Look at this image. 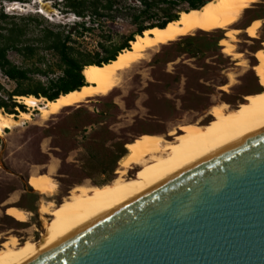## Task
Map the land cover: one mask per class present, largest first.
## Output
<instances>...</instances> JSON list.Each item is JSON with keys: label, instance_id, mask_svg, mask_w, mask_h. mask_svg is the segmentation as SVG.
<instances>
[{"label": "rangeland", "instance_id": "obj_1", "mask_svg": "<svg viewBox=\"0 0 264 264\" xmlns=\"http://www.w3.org/2000/svg\"><path fill=\"white\" fill-rule=\"evenodd\" d=\"M0 11L7 16L0 20V27L15 23L26 29L28 36L47 25L72 28L73 24L81 22L64 10L61 0H31L25 4L0 0ZM30 16L40 17L42 24L36 26L35 21L27 20ZM263 18L264 0H261L242 12L232 27L236 31L233 39L226 38L223 30L193 32V45L201 50L195 56L168 55L173 50L165 48L168 45L161 46L151 51L138 67L125 73L120 87L108 95L88 101L79 110L78 107L64 109L46 120H41L39 112L33 109L30 120L20 121L18 127L4 132L0 137V249L9 238H15L19 244L37 243L42 238L51 216L40 214L41 206L53 210L76 186H102L116 178L118 163L112 172L99 174L87 161V148L92 141L103 144L104 149L116 142L126 145L152 134L173 142L174 137H167L172 130L180 135L188 124L214 123L208 114L214 106L223 104L230 111H238L246 103V95L262 92L254 67L258 65L257 52L264 50V24L258 28L255 38L244 31L252 21ZM134 30L125 19L97 21L92 31L75 36L76 46L94 52L102 37L111 36L117 40ZM217 38L221 39L216 46L213 43ZM222 39L240 55L237 61L222 53L219 44ZM181 45L185 47L184 43ZM8 58L22 68L30 65L14 52H9ZM45 59L55 62L48 53ZM56 75H49L48 79ZM34 79L46 82L45 77L34 76ZM0 84L7 92L15 87L1 73ZM18 98L21 97H14L13 101L22 105ZM15 111L18 115L19 110ZM77 111L85 116L81 121L96 120L99 124H85L81 130L80 123L74 125L72 120ZM0 113L5 114L2 110ZM133 173L130 171L128 176ZM39 175H47L56 186L50 195H38L32 189L30 178ZM14 204L24 212V222L20 223L13 216ZM7 206H12L9 212L8 209L5 212Z\"/></svg>", "mask_w": 264, "mask_h": 264}, {"label": "bare ground", "instance_id": "obj_2", "mask_svg": "<svg viewBox=\"0 0 264 264\" xmlns=\"http://www.w3.org/2000/svg\"><path fill=\"white\" fill-rule=\"evenodd\" d=\"M260 1L213 0L200 10L180 14L175 22L163 29L145 31L142 36H136L130 48L122 51L115 61L100 67H85L82 72L85 86L82 88L61 95L53 102L32 96L18 98L17 101L27 108V112H19L18 115L0 113V137L6 130L18 127L20 121L30 120L33 109L39 112L41 120H46L64 109L108 95L120 87L124 74L138 67L151 51L181 37L196 31L209 33L223 30L226 38L233 39L236 31L232 27L242 12ZM261 24H264V18L254 20L244 33L255 38ZM219 44L223 54L236 61L239 59L240 55L226 40L222 39ZM256 59L258 65L254 67V72L262 92L247 95L246 103L238 111H230L223 104L214 106L208 112L214 123L204 126L188 124L180 135L172 130L167 137H174L173 142L157 134L128 142L125 145L127 153L118 162L116 178L111 183L102 186L78 185L53 210L49 206H41L40 214L51 216L42 238L37 243L26 241L23 244L9 238L0 249V264L29 262L112 209L264 130V50L257 52ZM130 171L134 173L128 176ZM30 185L38 195H50L56 187L47 175L31 176ZM12 209L13 216L20 223L24 222V212L16 207Z\"/></svg>", "mask_w": 264, "mask_h": 264}, {"label": "water", "instance_id": "obj_3", "mask_svg": "<svg viewBox=\"0 0 264 264\" xmlns=\"http://www.w3.org/2000/svg\"><path fill=\"white\" fill-rule=\"evenodd\" d=\"M25 264H264V130Z\"/></svg>", "mask_w": 264, "mask_h": 264}, {"label": "trees", "instance_id": "obj_4", "mask_svg": "<svg viewBox=\"0 0 264 264\" xmlns=\"http://www.w3.org/2000/svg\"><path fill=\"white\" fill-rule=\"evenodd\" d=\"M30 1L14 0L22 4ZM211 1L213 0H61L64 10L81 20L73 24L72 28L47 25L28 36L26 29L15 23L0 27V73L15 85L11 92H7L0 84V110L8 115H17L15 109L25 113L24 106L16 104L14 97L32 96L53 102L61 95L82 88L85 86L82 75L85 67H100L115 61L122 51L130 48L129 43L133 42L136 36H142L145 31L151 29H163L175 22L180 14L200 10ZM6 18L0 11V20ZM119 19H125L135 27L132 34L121 36L117 40L111 36L102 37L94 52L77 48L75 36L80 37L85 32L92 31L95 22H114ZM27 20L35 21L36 26L43 22L40 17L30 16ZM194 38L188 35L168 44L165 48L172 49L173 53L169 51L167 54L195 56L201 50L193 45ZM220 39H215L213 44L217 46ZM181 43H184L185 47H182ZM9 52H14L30 62L29 67L22 68L13 64L8 58ZM47 53L55 58L54 63L45 59ZM55 74L57 75L54 79H48L49 75ZM34 76L45 77L46 82L42 83L34 79ZM109 105L113 106L112 103ZM77 112L72 120L74 125L80 123L81 130L85 128V124H99L96 120L81 121L85 116ZM104 132L106 134V131ZM95 134L97 135V132ZM124 146L116 142L109 149H104L103 144L94 140L87 148V161L99 174L112 172L126 154Z\"/></svg>", "mask_w": 264, "mask_h": 264}, {"label": "crops", "instance_id": "obj_5", "mask_svg": "<svg viewBox=\"0 0 264 264\" xmlns=\"http://www.w3.org/2000/svg\"><path fill=\"white\" fill-rule=\"evenodd\" d=\"M252 22H253V21H252ZM252 22H251L250 24H252ZM250 24H249L248 26H246L245 30L248 29V28L250 27ZM248 95H251V94H248ZM246 96H247V95H246ZM246 96H245V97H246ZM28 178H29V177H28ZM27 185L29 186V182H28V180H27ZM29 188H30V187H29ZM30 189H31V188H30ZM25 193H26V192L22 191V195H25ZM22 195L20 196V198L22 197ZM20 198H19V200H20ZM19 200H18V201H19ZM12 206H14V207L20 209L19 206H18L17 204H14V205H12ZM12 206H10V207L7 206L5 212L7 211V209H8V212H9V209H10ZM8 207H9V208H8ZM5 214H6V213H5Z\"/></svg>", "mask_w": 264, "mask_h": 264}]
</instances>
